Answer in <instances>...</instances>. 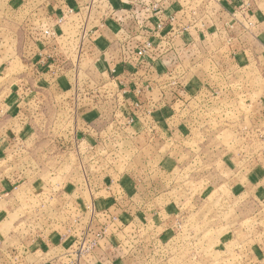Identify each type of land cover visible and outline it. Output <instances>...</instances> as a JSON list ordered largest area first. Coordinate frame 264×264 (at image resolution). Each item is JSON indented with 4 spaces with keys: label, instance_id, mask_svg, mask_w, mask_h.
<instances>
[{
    "label": "rangeland",
    "instance_id": "rangeland-1",
    "mask_svg": "<svg viewBox=\"0 0 264 264\" xmlns=\"http://www.w3.org/2000/svg\"><path fill=\"white\" fill-rule=\"evenodd\" d=\"M93 1L92 14L98 5L101 10L105 8L99 0ZM30 13V9L22 7L18 1L0 0V136L9 134L8 151L0 154V189L3 185L7 186L5 183H10L6 192L0 190V264L20 263V255L25 256L23 252L27 248L35 246L39 238L45 236L48 239L59 229L65 231L60 236L73 237L68 247L56 249L51 245L44 250L40 261L42 264H49L50 260H54L55 264H70L66 254L76 246L73 239L83 231L90 230L89 235L98 230H105L106 233L109 226L115 221H122L123 216L128 219L126 223L137 222L133 220L134 216L141 222L144 209L150 206L143 194L149 187L152 192L150 197L162 194L157 198L156 206L169 201L171 211L181 207L184 214L174 220L167 230H155L156 238L163 234L165 239L163 243L157 241L152 246L146 245L147 231L144 227H130L135 234L134 256L138 255L135 264L249 263L242 260L248 246L244 238L250 240L252 233L255 236L257 227H251V224L258 221L257 217L264 218V202L256 217L255 200H246L240 206L239 197L233 196L230 191L233 186L230 179L234 169L241 164V158L250 154L248 143L253 139V132L248 123L253 120L251 113L261 87L259 80L254 76L244 79L240 75L245 72L240 71L229 83L226 92H222L213 80L215 87L208 86L201 94L188 92L183 104L178 102L153 107L150 114L140 119L146 125L148 119L153 129L136 133L125 141L117 133L104 128L102 115L87 121L95 128L102 127L98 128L99 133L93 131L100 143H96L87 154V159L82 160L85 173L108 176L110 179L104 181L105 185L134 189L131 194L106 196L110 202L105 205L101 202L96 204L101 196L87 189L89 181L83 177V167L73 147L75 128L81 135L83 131L78 129L80 126L68 112V106H63L62 98L57 96L50 100L46 95L41 97L38 104L40 119L36 128L21 138L8 127L4 96L10 89L23 87L25 79L22 76L31 71L27 65L30 59L21 49L22 46L28 49L27 43L32 36L31 27L35 20ZM76 20L77 16L71 15L65 25L67 36L71 39L67 43L66 38H62L63 46L71 44L73 47L77 42L73 37L76 24L72 23ZM94 22L95 18L89 19L88 27ZM249 40H252L251 36ZM72 58L74 60V55ZM208 71L216 73L215 67L206 61L199 70L192 69L189 74H208ZM104 82L106 86L114 87L111 80ZM29 83L27 80L23 88H31ZM111 100L99 98L95 93L93 95L92 103L105 108L106 119L118 104L116 100L115 104ZM168 101L171 102L170 99ZM124 104L121 102V107ZM85 134L88 132L78 137ZM75 171L79 172V178L76 184L72 183V190H67V176ZM77 186L82 194L74 192ZM81 205L88 206L84 227L80 230L76 227L61 228L59 222L84 216L85 210L77 211ZM240 209L247 214L245 222L240 221L241 225L233 226L231 223H236ZM129 210L134 213L132 218H129ZM105 211L110 212V222L95 230L97 216ZM227 232L233 234V240L225 237ZM146 248L149 250L146 251ZM147 255L149 257L142 260ZM23 260L25 264H34L31 255Z\"/></svg>",
    "mask_w": 264,
    "mask_h": 264
},
{
    "label": "crops",
    "instance_id": "crops-1",
    "mask_svg": "<svg viewBox=\"0 0 264 264\" xmlns=\"http://www.w3.org/2000/svg\"><path fill=\"white\" fill-rule=\"evenodd\" d=\"M15 1L21 3L22 7H28L31 11L30 17L33 16L34 20L37 19L39 24L45 21L53 25L57 34L55 39L50 37H39L37 39L33 35L29 40L30 43H27L28 49H25V46L21 48L24 53L26 52L27 59H30L27 65L30 66L31 70L23 75L22 79L26 80H24L25 84H27V80L30 81L29 84L32 87L26 86V88H23L24 83H22L21 86L23 87L17 86L10 89L3 99V106L10 124L8 127L11 131H15L18 138L26 135L32 129L35 130L36 123L40 119L38 104L40 98L45 97L44 95L50 100H54L57 96L62 98L63 106H68V112L70 113L76 107L79 116L76 118V123L79 124L80 129H83L82 126L86 125L87 121L101 115L99 113L101 107L92 103V96L85 94L96 83L103 84L104 81L112 78L118 88L126 90L125 98L129 101L133 98V92L136 89L141 88L142 85H149L150 91H143L135 98L141 103V107H145L149 99L148 95H152L154 98L157 96L155 86L167 84L170 81V76L166 74L169 64L160 52H154L145 58L149 63V69L146 72L143 70L145 66H141L139 70L134 72V81L131 79L130 73L135 70L136 64L134 61L122 62L123 49L120 44L126 40L128 34L134 28L139 27L142 16L138 14L137 22L131 24L128 21L129 13L126 10L128 4L124 6L125 9L115 12H111L108 8L103 13L100 11L94 12L92 17L96 19V22L90 25L89 34L82 41L81 49L75 50L72 46H63L61 39L67 37L65 25L71 17L68 10L73 9L75 12L82 7L86 0ZM108 1L116 8L121 7L119 0ZM189 2L191 5H189ZM199 3L196 4L194 0H187L186 4L184 2L178 4L175 0L169 3L159 2L163 7L164 14H175L178 22L180 21L184 25L192 20L198 24L201 20L206 21L204 30L201 31L197 24V26L187 29L175 41L176 58L186 69V74L182 76L186 78L182 96H185L187 92L200 94L203 92V87H206L213 80L218 83L222 92H226L229 83L233 78H236L240 71L245 72L240 75L244 79L254 76L257 81L259 80L261 87L260 91L257 92L255 109L251 113L253 120L248 123L251 132H253V139L249 140L248 143L250 154L241 158V164L237 169H234L235 171L230 179L233 183L230 191L233 196L239 197L240 206L247 202L246 200H255L254 210L256 213L254 214L257 217L264 202V0H205V3L204 1L200 5ZM238 7H245V18L241 17L240 23H234L231 12ZM195 8H197L196 14L192 15L191 9ZM60 17L63 18V22L57 24V19ZM249 36L252 37L251 41ZM72 55H74V60ZM206 61H210V64L215 66L218 72L214 74H203V72L199 75L189 74L192 69L199 70L200 65ZM82 65H84V71L81 68ZM112 69L115 70L114 73H112ZM51 70H53V73ZM73 97L76 100L75 106L71 100ZM143 125L139 122L127 128L128 135L140 131ZM7 131L9 130L7 129ZM8 137L9 134L0 136V154H5L8 151ZM67 177L65 185H69L67 190H72L71 185L72 183L76 184L79 172L75 171ZM131 178H135V176L131 175ZM109 179L108 176L102 177L98 173L86 175V180L89 181L87 189L96 196H101L96 200V204L98 202L103 205L109 203L110 200L106 196L110 194L133 193L134 189L132 187L120 188L115 185H105L104 181H109ZM5 185L7 186L3 185L0 190L4 189L6 192L10 183H5ZM78 187L74 189V192L79 194L81 192ZM146 189L147 191L143 194L150 206L144 209L142 221L139 222L134 216L133 220L137 222L126 223L128 219L123 216L122 221H115L109 226L108 231L91 254L81 259L79 263L73 264L137 263L138 255L134 256L133 249L135 234L130 228L131 226L145 228L147 231L145 239L148 242L146 245L152 246L157 241L163 243L165 235L160 234V237L156 238L155 230H167L174 220L180 216L182 217L184 213L181 207L171 211L172 204L169 201H163L159 206H156L157 198L162 194L154 197V199L150 197L152 193L150 187ZM80 209L85 210L83 205L80 206ZM80 209L78 208L77 211H80ZM242 211L240 209L236 223L232 222L231 225L238 226L240 221L245 222L247 214ZM129 212V218H132L134 213L131 210ZM87 213L86 210L83 212L84 216L81 217L83 219L69 218L67 221L59 222V225H61V228L76 227V230H80L84 227ZM104 213L101 212L97 216V222L93 227L95 230L110 222V212L105 211ZM257 219L258 221L254 225L251 224V227H257L255 236L252 233L249 236L250 240L247 237L244 238L248 246L246 253L242 255V260L249 261L247 264H261L264 260V218L262 216L261 218L257 217ZM59 230L51 233L48 239H45V236L39 238L35 246L30 249L27 248L23 252L25 256L23 253V255H20L21 262L18 264H25L23 259L30 255L34 259V264H42L41 255L43 256L45 254L43 253L44 250L51 245L56 249L68 247L67 245L73 237L60 236V233L65 231H63L64 229ZM243 231L249 232L251 230L243 229ZM232 236L231 232H227L225 235L230 240H233ZM148 250L146 248V251ZM28 252L29 254L26 255ZM143 252L145 251L143 250ZM146 257L148 258L149 255L143 257L142 260H145ZM49 264H55V261L50 260Z\"/></svg>",
    "mask_w": 264,
    "mask_h": 264
},
{
    "label": "built area",
    "instance_id": "built-area-1",
    "mask_svg": "<svg viewBox=\"0 0 264 264\" xmlns=\"http://www.w3.org/2000/svg\"><path fill=\"white\" fill-rule=\"evenodd\" d=\"M160 1L165 2H171L172 0H119V3L121 4V7L114 6L111 2L108 0H99L98 2H101L103 5H105V8L101 10V7L99 5L96 8V11L104 12L108 8L111 12H115L118 10L125 9L124 6L128 4V8L126 10L129 13L128 21L131 22V24L137 22V15L139 14L142 16L141 21L139 22V27L134 28L131 33L128 34L125 41H123L120 46H122V55L123 60L122 62L127 61H134L135 62V70L130 73L131 79L134 81L135 79V71L139 70L141 66L144 67V71L147 72L149 69V63L145 59L152 55L154 52H160L163 56L167 59L166 62L169 64V67L166 74L170 76V81L167 84H159L155 86L156 88V98H154L152 95H148L149 99L146 102L145 107H141V103L135 100L137 96H139L140 93L143 91H150L149 85H142L141 88L136 89L133 92V98L127 100L125 98L126 90H122V88H118L117 84L110 79L114 83L113 86H106V84H98L94 86L93 88H90L87 93H85L88 96H92L93 101V95L94 93L99 96V98L104 97L106 99H112L111 102L115 104L117 101V107L116 109L112 110V115L105 118L104 110L105 108H101V112H99L102 115V119L105 123L104 128L110 129L113 132L117 133L122 141H125L128 138H132L136 135V133H142L147 130L153 129V126H150V122L147 120V125L144 124L142 126V129L140 131H137L134 134H130L127 132V128L134 126L135 124L140 122V119L144 117L146 114H150V109L153 107H165L169 104H176L180 102L183 104L186 96H188V92L185 96H182L183 90H184V83L186 82V78L182 77L186 73L185 67L182 65V63L176 58L175 54V41L181 37V35L186 32L187 29L197 26V22L192 20L188 24H182L180 21L178 22V18L175 14H164L163 7L159 4ZM176 3H182L186 4L187 0H175ZM190 1V0H189ZM195 3L202 4V2L205 0H194ZM94 1L93 0H86L81 8H78L75 12L73 9L68 10V14L70 15H76L77 20L72 21L73 24H76V32L74 34V38L77 40L75 41V44H73V48L75 50L81 49V43L89 34V19H92V6ZM189 5L191 3L189 2ZM198 5V6H199ZM197 8L191 9L192 15L196 14ZM95 11V12H96ZM245 7H238L234 9L231 12V16L233 17L234 23H240L241 17L245 18ZM82 19V20H81ZM63 22V18L57 19V24ZM77 22V23H76ZM54 26L49 24L48 22L39 24L37 19L32 23V36L36 37L37 39L39 37H50V38H56V30L53 28ZM201 31L206 28V21L201 20L200 24L197 26ZM70 36L66 37L67 43L70 42ZM68 46H71L68 45ZM139 60V61H138ZM210 63V61H208ZM53 63H55L53 61ZM211 65V64H210ZM215 67V66H214ZM114 69H112V73H114ZM53 73V70H51ZM215 72H218L215 68ZM211 73V71H208V74ZM185 80V82H184ZM215 82V81H214ZM214 82L209 83L205 88H211L212 86H216ZM170 86V87H168ZM203 89V92H206V90ZM153 91V90H152ZM86 92V91H85ZM215 94H219V92H214ZM201 94V93H200ZM73 96V95H72ZM121 99V102H124L125 107H121L120 103L118 102ZM171 100L169 102L168 100ZM74 102L75 106V97L71 99ZM97 105V104H96ZM115 106V105H114ZM102 107V106H101ZM145 112V113H144ZM74 116L75 123L76 118H78V112L75 107L74 111L71 112ZM142 114H144L142 116ZM145 118V117H144ZM77 124V123H76ZM76 127V125H75ZM102 127V125L100 126ZM98 127V128H100ZM98 128H95L94 124L87 123L86 125H83V129H80L82 132V135H84L85 131L88 132V134H85L83 137H78V135L82 136L80 134V131L77 130V127L75 128L74 135H73V147L76 149V154L78 157L79 163L82 165V160L86 158L87 154L90 153L92 148L96 145V143H100V140H97L95 138L97 135L94 130H97ZM99 133V132H98ZM101 134V133H100ZM109 137V136H107ZM104 139H101L103 141ZM151 141V140H149ZM87 159V158H86ZM90 159H92V156L90 155ZM89 161V160H87ZM82 174L83 177L86 180V173L84 171V166L82 165ZM84 209L88 208V206L83 205ZM80 209V207H79ZM81 210V209H80ZM115 218H113V221ZM90 230H85L82 233H80L79 236L75 237L73 240H76V246L68 252L66 255L68 257V261L73 263H79L81 259L88 256L93 252V250L98 246L99 238L103 237L105 235V230H98L94 233V235H89Z\"/></svg>",
    "mask_w": 264,
    "mask_h": 264
}]
</instances>
